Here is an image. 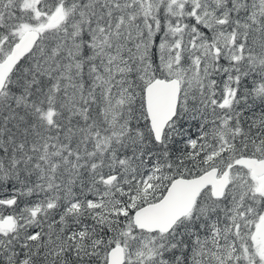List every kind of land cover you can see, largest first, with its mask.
I'll return each mask as SVG.
<instances>
[{
	"label": "snow or ice",
	"instance_id": "obj_1",
	"mask_svg": "<svg viewBox=\"0 0 264 264\" xmlns=\"http://www.w3.org/2000/svg\"><path fill=\"white\" fill-rule=\"evenodd\" d=\"M0 264H264V0H0Z\"/></svg>",
	"mask_w": 264,
	"mask_h": 264
}]
</instances>
